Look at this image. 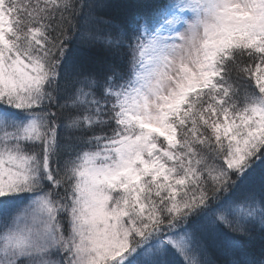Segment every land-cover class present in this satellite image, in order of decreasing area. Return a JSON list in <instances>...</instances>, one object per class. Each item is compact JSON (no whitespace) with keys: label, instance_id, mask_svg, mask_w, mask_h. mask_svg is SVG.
Masks as SVG:
<instances>
[{"label":"snow or ice","instance_id":"snow-or-ice-1","mask_svg":"<svg viewBox=\"0 0 264 264\" xmlns=\"http://www.w3.org/2000/svg\"><path fill=\"white\" fill-rule=\"evenodd\" d=\"M0 264H264V0H0Z\"/></svg>","mask_w":264,"mask_h":264},{"label":"trees","instance_id":"trees-1","mask_svg":"<svg viewBox=\"0 0 264 264\" xmlns=\"http://www.w3.org/2000/svg\"><path fill=\"white\" fill-rule=\"evenodd\" d=\"M256 251L258 252V247H257ZM212 258H213V259H216V260H218V261H221V262H222L223 259H224L222 256H213Z\"/></svg>","mask_w":264,"mask_h":264}]
</instances>
